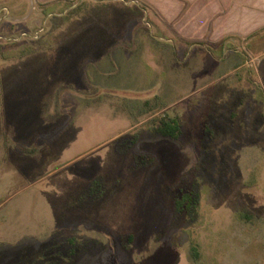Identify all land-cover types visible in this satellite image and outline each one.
Returning a JSON list of instances; mask_svg holds the SVG:
<instances>
[{"label": "rangeland", "instance_id": "1", "mask_svg": "<svg viewBox=\"0 0 264 264\" xmlns=\"http://www.w3.org/2000/svg\"><path fill=\"white\" fill-rule=\"evenodd\" d=\"M146 7L0 0V264H264V55Z\"/></svg>", "mask_w": 264, "mask_h": 264}, {"label": "crops", "instance_id": "2", "mask_svg": "<svg viewBox=\"0 0 264 264\" xmlns=\"http://www.w3.org/2000/svg\"><path fill=\"white\" fill-rule=\"evenodd\" d=\"M142 1L151 6L145 9L149 25L175 54L185 57L194 46L211 50L205 42L219 43L231 36L264 55V0Z\"/></svg>", "mask_w": 264, "mask_h": 264}, {"label": "trees", "instance_id": "3", "mask_svg": "<svg viewBox=\"0 0 264 264\" xmlns=\"http://www.w3.org/2000/svg\"><path fill=\"white\" fill-rule=\"evenodd\" d=\"M157 131L164 136H170L177 138L181 134L180 122L178 119L167 120L163 118L157 125ZM192 195L189 193L183 194V196L176 200L177 209H182L183 207L190 204Z\"/></svg>", "mask_w": 264, "mask_h": 264}]
</instances>
